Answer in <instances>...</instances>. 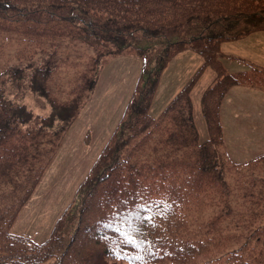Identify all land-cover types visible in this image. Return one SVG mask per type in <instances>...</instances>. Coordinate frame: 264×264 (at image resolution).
<instances>
[{"label":"trees","instance_id":"trees-1","mask_svg":"<svg viewBox=\"0 0 264 264\" xmlns=\"http://www.w3.org/2000/svg\"><path fill=\"white\" fill-rule=\"evenodd\" d=\"M257 31L264 0H0V264H264V153L233 161L220 119L231 87L264 86V67L229 73L220 46ZM185 50L203 64L154 117L161 75ZM117 54L143 64L116 130L50 236L15 234ZM206 68L216 77L201 98L209 138L200 141L191 92ZM222 203V214L197 216Z\"/></svg>","mask_w":264,"mask_h":264},{"label":"rangeland","instance_id":"rangeland-1","mask_svg":"<svg viewBox=\"0 0 264 264\" xmlns=\"http://www.w3.org/2000/svg\"><path fill=\"white\" fill-rule=\"evenodd\" d=\"M221 57L229 72L248 70L245 63L264 67V31L223 43ZM86 50L91 51L89 48ZM202 58L192 51L177 54L161 76L151 106V114L165 108L172 96L196 72ZM142 59L132 54L106 57L98 82L86 106L73 122L55 150L54 156L39 183L33 198L23 207L13 231L37 243L45 241L51 230L73 200L76 191L116 130L126 105L137 84ZM216 72L207 68L192 90L193 116L200 141L209 137L202 111L201 98L213 82ZM25 103L36 112L47 113L49 107L39 99L29 97ZM225 151L236 162L264 151V88L252 85L232 87L221 111ZM226 204L215 205L197 213L206 220L222 214ZM40 264H53L48 260ZM118 264H135L120 261ZM160 264H184L166 259Z\"/></svg>","mask_w":264,"mask_h":264}]
</instances>
